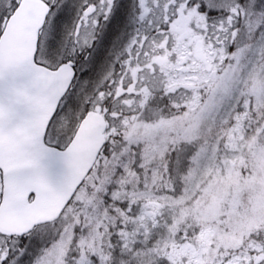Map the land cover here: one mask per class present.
I'll list each match as a JSON object with an SVG mask.
<instances>
[{
    "label": "snow or ice",
    "instance_id": "6c2138e0",
    "mask_svg": "<svg viewBox=\"0 0 264 264\" xmlns=\"http://www.w3.org/2000/svg\"><path fill=\"white\" fill-rule=\"evenodd\" d=\"M0 264H264V0H0Z\"/></svg>",
    "mask_w": 264,
    "mask_h": 264
}]
</instances>
